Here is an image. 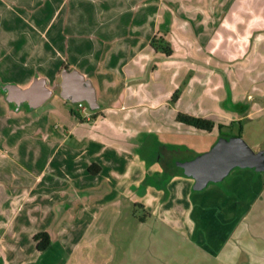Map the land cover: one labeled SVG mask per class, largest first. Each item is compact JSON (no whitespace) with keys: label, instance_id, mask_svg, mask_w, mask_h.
<instances>
[{"label":"crops","instance_id":"crops-1","mask_svg":"<svg viewBox=\"0 0 264 264\" xmlns=\"http://www.w3.org/2000/svg\"><path fill=\"white\" fill-rule=\"evenodd\" d=\"M188 2L16 0L18 6H15L8 0H0L5 17L0 19V124L6 126L1 128L0 125V131L10 130L14 140L20 137L22 142L8 149L22 162L21 158L28 156V162L22 163L24 188L20 192L0 191V264H93V256H88L93 250V242L82 247L84 241L76 242L71 232L78 228L77 231L86 237L92 231L96 224L94 218L98 220L104 215V208H109L110 186L117 190V195H126L128 169L130 183L127 185L140 184L142 179L140 174L139 177L135 175L139 173L140 165L131 164L125 139L118 138L105 121L97 118L106 111L101 108L100 96H105L104 91L112 86L119 72H125L126 56L134 54L132 45L123 46L125 51L120 52L116 51L115 45L140 38L137 23L147 19L148 11L151 26L144 38L149 42L153 36L156 38L161 34L164 40H168V36L169 40H175L178 20H188L182 17L185 12L179 13V8H189ZM194 9L198 11L197 7ZM7 12L12 15L7 17ZM214 13L191 20L200 22L205 28L197 29L196 35L206 34V25L218 24ZM210 29L214 31V28ZM15 33H20L22 41L27 39L26 36H33V46L18 52L6 48L8 42H13ZM88 37L90 47L86 42ZM112 42L116 43L114 53L106 51ZM148 44L139 52L155 51ZM13 57H17V61L7 60ZM65 68L78 71L95 88L100 107L89 120L79 113L77 104L70 109L67 103L72 102L61 97V73ZM246 71L237 65L233 72L240 80ZM36 79L46 80V87L53 91L52 97L59 90L58 95L64 103L63 114L60 113L64 129L47 125L44 116L48 114L33 116L34 120H31L20 109L25 105L29 110H36L28 103L18 106L7 101L8 86L25 90ZM231 101L234 109L229 114L213 112L203 118L212 120L215 125L222 124L224 118L237 123L262 110L261 105L253 101L245 105L238 104L236 98ZM170 111L172 120L175 111L172 108ZM172 124L176 125V122L172 121ZM211 133L216 134V129ZM36 136L41 140L36 141ZM169 143L181 144L177 141ZM0 150L3 151L1 147ZM164 152L168 154V151ZM45 153L48 160L35 159V155L43 158ZM199 155L194 154L191 158L189 148L175 146L169 149V166L168 161H165L167 164L161 162L162 166L153 162L160 166L164 179L156 183L158 187L151 190L152 194L164 193L169 196L170 203H184L186 207L184 205L182 214L188 217L192 236L202 240L208 249L217 246L220 256L228 261L225 264H240L242 258L241 264H264V173L235 168L221 182L209 183L196 191L195 180L187 177L177 164ZM173 156L178 159L186 156L187 159L175 163L171 160ZM171 164H176L178 170L172 169ZM21 205H25L26 210L19 216L17 208ZM159 211H156L159 217L169 215L168 209ZM43 232L49 234L51 244L47 250L39 251L34 237ZM81 249H85V253H79Z\"/></svg>","mask_w":264,"mask_h":264},{"label":"rangeland","instance_id":"rangeland-1","mask_svg":"<svg viewBox=\"0 0 264 264\" xmlns=\"http://www.w3.org/2000/svg\"><path fill=\"white\" fill-rule=\"evenodd\" d=\"M8 1L18 6L16 0ZM188 4L187 9L178 7L179 13L185 12L182 17L188 20H178L175 40H169V36L168 40H164L161 34L156 38L153 36L149 42L144 38L151 26L148 11L147 19L142 22L144 24L137 23L141 30L140 38L132 42L121 41L117 45L112 42L108 45L111 47L106 48V51L114 53L123 51L125 45L134 46V54L125 58L128 61L125 72H119L112 86L102 90L105 96H100L99 100L101 108L106 111L104 117L99 114L97 118L105 121L118 138L125 139L131 164L140 165L139 173L135 175L140 174L142 179L140 184L127 185L130 183L128 169L125 175L126 195H117V190L110 186L109 208H104V215L98 220L94 218L96 224L92 231L86 237L77 231L78 228L71 232L76 242L84 241L82 247L93 242V250L88 252L89 257L93 256V264L228 263L225 257L220 256L217 246L208 249L202 240L192 236L188 217L182 214L184 203H170L169 196L164 193L152 194L151 190L158 187L156 183L164 179L160 166L153 162L162 166L161 162L167 164L165 161H168L169 166V149L175 146L189 148L191 158L194 154L205 153L221 135H240L255 152L264 151V0H189ZM194 7H197V12ZM1 9L0 19H3ZM210 12H216L214 15L218 24L206 25V34L196 35L197 29L205 28L200 22L191 20ZM9 15L12 13L7 12L6 16ZM211 27L214 31H211ZM15 34L13 42H8L6 48L18 52L33 46V36H26L27 39L22 41L20 33ZM88 39L86 42L90 47ZM147 43L157 53L150 49L139 52ZM114 45L117 46L116 51ZM17 59L7 58L9 62ZM237 65L247 69L240 80L233 72ZM58 91L41 108L29 110L23 105L20 109L31 120H34L33 116L48 114L44 116L47 125L64 129L65 124L60 120L64 103ZM235 98L241 105L250 104L251 101L259 103L262 110L237 123L224 118L222 124L218 122L215 125L216 134L211 133L213 131L195 130L176 120L179 113L199 118L220 111L229 114L234 109L231 100ZM67 104L70 109L76 106ZM171 108L175 111L172 120ZM181 125L190 131L181 129ZM219 126H223L221 130ZM5 127L1 125V128ZM35 139L40 141L41 137L36 136ZM169 141L181 144H170ZM21 142L20 137L14 140L10 130L0 131V147L3 150H0L1 192H20L24 188L26 180L22 174V163L28 162V156L22 157V162L16 153L8 149ZM165 150L168 151L167 155ZM46 158L47 153L43 154V158L35 155L36 160L44 161ZM180 159L187 157L178 159L173 156L171 160L177 163ZM53 162L54 158L51 160ZM171 165L174 167L172 169L178 170L176 164ZM165 204L166 207L163 206ZM162 208L169 210L168 216L159 217L156 211L160 212ZM24 210L25 205H21L17 208V215L21 216ZM82 251L85 253V249L79 253Z\"/></svg>","mask_w":264,"mask_h":264},{"label":"water","instance_id":"water-1","mask_svg":"<svg viewBox=\"0 0 264 264\" xmlns=\"http://www.w3.org/2000/svg\"><path fill=\"white\" fill-rule=\"evenodd\" d=\"M61 97L77 104L85 102L92 111L99 109L95 88L90 80L76 70L64 69L61 73ZM7 101L20 106L28 103L31 109L43 106L53 95L45 79H36L25 89L15 85L7 87ZM187 177L195 180L196 191L209 183L221 182L235 168H248L264 173V151L255 152L240 136L220 137L208 151L191 160L178 163Z\"/></svg>","mask_w":264,"mask_h":264},{"label":"trees","instance_id":"trees-1","mask_svg":"<svg viewBox=\"0 0 264 264\" xmlns=\"http://www.w3.org/2000/svg\"><path fill=\"white\" fill-rule=\"evenodd\" d=\"M97 112V110H96ZM177 122L186 125L187 127L194 128L198 131L202 132H211L215 128V123L207 118H199L186 114L179 113L176 117ZM240 122V121H239ZM223 126H219V130L222 129ZM240 136V135H239ZM221 137H231L229 135H221ZM35 242L37 243V249L39 251H45L49 248L51 241L49 234L43 232L39 233L34 237Z\"/></svg>","mask_w":264,"mask_h":264},{"label":"built area","instance_id":"built-area-1","mask_svg":"<svg viewBox=\"0 0 264 264\" xmlns=\"http://www.w3.org/2000/svg\"><path fill=\"white\" fill-rule=\"evenodd\" d=\"M89 106L85 102L77 103V110L80 114L84 116L85 119L89 120L92 118L93 114L89 111ZM91 110V109H90Z\"/></svg>","mask_w":264,"mask_h":264}]
</instances>
